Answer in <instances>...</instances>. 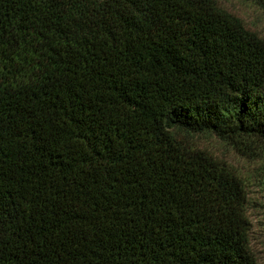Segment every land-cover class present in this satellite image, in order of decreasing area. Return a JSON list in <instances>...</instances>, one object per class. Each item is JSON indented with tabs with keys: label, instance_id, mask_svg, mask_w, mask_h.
I'll use <instances>...</instances> for the list:
<instances>
[{
	"label": "trees",
	"instance_id": "1",
	"mask_svg": "<svg viewBox=\"0 0 264 264\" xmlns=\"http://www.w3.org/2000/svg\"><path fill=\"white\" fill-rule=\"evenodd\" d=\"M264 40L213 0H0V264H258Z\"/></svg>",
	"mask_w": 264,
	"mask_h": 264
},
{
	"label": "rangeland",
	"instance_id": "2",
	"mask_svg": "<svg viewBox=\"0 0 264 264\" xmlns=\"http://www.w3.org/2000/svg\"><path fill=\"white\" fill-rule=\"evenodd\" d=\"M213 1L220 9L239 19L247 30L264 40V0ZM191 143L230 166L246 183L247 214L251 222L250 246L258 264H264V146L237 148L208 133L194 135Z\"/></svg>",
	"mask_w": 264,
	"mask_h": 264
}]
</instances>
